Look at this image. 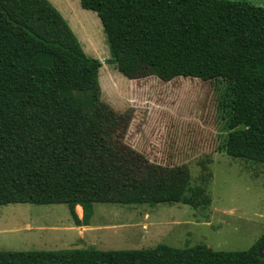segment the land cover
<instances>
[{
    "label": "trees",
    "instance_id": "obj_1",
    "mask_svg": "<svg viewBox=\"0 0 264 264\" xmlns=\"http://www.w3.org/2000/svg\"><path fill=\"white\" fill-rule=\"evenodd\" d=\"M79 3L101 22L104 63L128 80L223 84L224 151L264 166V8L229 0ZM101 67L48 0H0V206L66 205L77 227L89 225L96 204L208 206L186 166L155 164L123 143L132 114L102 102ZM210 178L202 164V182ZM261 247L264 235L242 251H5L0 264H264Z\"/></svg>",
    "mask_w": 264,
    "mask_h": 264
},
{
    "label": "rangeland",
    "instance_id": "obj_2",
    "mask_svg": "<svg viewBox=\"0 0 264 264\" xmlns=\"http://www.w3.org/2000/svg\"><path fill=\"white\" fill-rule=\"evenodd\" d=\"M75 34L82 50L102 62L101 100L130 111L123 143L162 166H186L190 186L205 187L206 207L183 204L94 205L88 226H75L66 205L0 206V252L69 249L139 250L163 244L205 245L242 251L264 235V166L224 151L230 131L219 98L225 86L178 77L128 80L113 66L101 22L79 0H48ZM245 1L264 8V0ZM70 18V19H68ZM202 164L211 173L202 182ZM77 213V207L75 209ZM82 217L81 214L78 215Z\"/></svg>",
    "mask_w": 264,
    "mask_h": 264
},
{
    "label": "water",
    "instance_id": "obj_3",
    "mask_svg": "<svg viewBox=\"0 0 264 264\" xmlns=\"http://www.w3.org/2000/svg\"><path fill=\"white\" fill-rule=\"evenodd\" d=\"M258 255L260 258L264 259V247H261L258 251Z\"/></svg>",
    "mask_w": 264,
    "mask_h": 264
},
{
    "label": "bare ground",
    "instance_id": "obj_4",
    "mask_svg": "<svg viewBox=\"0 0 264 264\" xmlns=\"http://www.w3.org/2000/svg\"><path fill=\"white\" fill-rule=\"evenodd\" d=\"M77 213H78V215L81 214V207H79V206H77Z\"/></svg>",
    "mask_w": 264,
    "mask_h": 264
},
{
    "label": "crops",
    "instance_id": "obj_5",
    "mask_svg": "<svg viewBox=\"0 0 264 264\" xmlns=\"http://www.w3.org/2000/svg\"><path fill=\"white\" fill-rule=\"evenodd\" d=\"M68 19H70V18H68Z\"/></svg>",
    "mask_w": 264,
    "mask_h": 264
}]
</instances>
